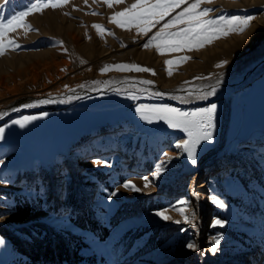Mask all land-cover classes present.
Instances as JSON below:
<instances>
[{"label":"rangeland","instance_id":"1","mask_svg":"<svg viewBox=\"0 0 264 264\" xmlns=\"http://www.w3.org/2000/svg\"><path fill=\"white\" fill-rule=\"evenodd\" d=\"M134 2L108 7L104 0H68L26 16L35 31L21 26L6 34L5 44L14 39L20 47L0 56V110L29 96L39 101L20 105L0 120V264L30 262L4 236L15 233L27 241L46 243L43 237L55 235L71 240L79 257L94 264H264V68H254L264 59V0H205L200 8L211 11L204 19L246 14L255 19L242 34L163 55L144 44L193 0L147 36L109 22ZM34 3L0 0V20L6 22ZM96 24L114 35L98 33ZM134 38H142L136 53L98 60L99 51L129 48ZM53 53L55 62H49ZM185 56L190 59L172 65L170 76L165 61ZM223 61V67H216ZM116 64L147 67L155 75L101 72ZM244 72L225 92L197 100L204 91L193 84ZM131 74L156 84L110 87L72 100L64 96ZM211 104L217 106L212 139L197 145L195 164L176 147L188 139L187 133L164 121L149 122L136 111L141 105H166L194 112ZM24 117L36 119L23 128L13 123ZM85 160L93 163L84 165ZM129 181L140 191L125 188ZM213 196L223 208L213 203ZM174 208L185 212L187 222ZM159 210H167L171 219L158 217ZM82 215L98 220L103 232L90 231ZM217 219L223 226H213ZM188 243L198 250L187 248Z\"/></svg>","mask_w":264,"mask_h":264},{"label":"snow or ice","instance_id":"2","mask_svg":"<svg viewBox=\"0 0 264 264\" xmlns=\"http://www.w3.org/2000/svg\"><path fill=\"white\" fill-rule=\"evenodd\" d=\"M68 0H36V3L32 4L27 11L21 12L6 22L0 20V56L4 55L7 50H16L20 47L14 39H8L7 44H5L6 34L10 31H15L18 27H25L29 30L35 31L30 24L24 21V18L31 14L33 11H41L44 8L61 7L63 4L67 3ZM87 2V0H85ZM124 0H104V3L108 7H112L113 3L119 4L123 3ZM205 0H193L188 7L184 8L181 12L177 13L170 20L165 22L159 31L153 34L147 42L144 44L145 48L155 46L157 52L161 55L165 52H176L179 50H193L200 49L213 43L215 40L227 37L230 34H242L250 26L251 22L255 19L254 16L246 14L244 16L232 15V16H220L214 19H204L208 16L211 11L207 8H200L201 3ZM211 2V0H207ZM186 3V0H135L129 7L125 8L123 11L114 13L110 18L109 22L114 23L117 27L125 30H131L135 27L139 33L148 35L161 21L165 20L169 14L175 9L179 8L181 4ZM93 15L96 13L93 12ZM183 24L184 28L178 31H166V29L173 28L177 25ZM97 29L98 33L103 34L104 31L102 25H93ZM109 35H114L108 31ZM190 57H181L178 60H166L165 63L169 66L168 74L172 75V65L181 64L186 62ZM83 62V61H82ZM227 61L216 64V67H223ZM111 70L117 71H135V72H151L155 75V72L147 67H141L136 64H116V65H105L101 72H108ZM203 77H196V79H202ZM143 84H152L150 80L141 81ZM187 83V82H186ZM219 80L217 81V84ZM67 87V86H66ZM217 88L215 86H210V90L204 92L198 98H207L208 96L215 95ZM157 95H161L157 93ZM189 95H192L190 92ZM131 99H136L135 95L130 97ZM43 103H50L52 101H42ZM32 105L25 104L24 107H31ZM216 104H211L210 107L201 108L194 112H182L179 109L171 108L166 105L163 106H147L141 105L136 108L137 113L141 117L149 122L153 120L164 121L170 128L180 129L187 133L188 139L184 140L182 144H177V148H182L184 152L188 154L189 159L192 163H196V148L197 145L202 141H210L212 139L211 129L214 127V115L216 111ZM36 119V117H24L23 120H16L13 123L18 124L21 128L25 127L27 123L31 120ZM3 129L0 128V139L3 138ZM159 175V171H157ZM145 187H148V178L144 177ZM125 188H130L133 191H140L135 184L126 182L123 185ZM112 195H116L115 192ZM212 201L218 204L221 208L224 207L223 202L218 200L215 196L212 197ZM186 204V202H181ZM173 210L179 211L181 216H184L185 222H187L188 217L181 208H174ZM167 210H159L155 214L163 220H170L171 217L165 215ZM179 223V221H175ZM223 226V221L217 219L214 221L213 226ZM0 243H3L0 240ZM220 240L217 238L215 244L219 245ZM187 248L198 250L194 243H188ZM211 251L215 253L217 248L212 247Z\"/></svg>","mask_w":264,"mask_h":264},{"label":"bare ground","instance_id":"3","mask_svg":"<svg viewBox=\"0 0 264 264\" xmlns=\"http://www.w3.org/2000/svg\"><path fill=\"white\" fill-rule=\"evenodd\" d=\"M72 37L74 39H76V36L75 35H72ZM140 37V36H139ZM131 39V38H130ZM146 40V39H145ZM142 41V38H138V39H135L132 40V46H129V48H120V49H117L115 51H99L98 52V60H103V59H107V58H112V57H115V56H119V55H126V54H131L130 52H134L136 53L138 48L136 47L140 42ZM144 43V42H142ZM141 46V45H140ZM144 48V47H143ZM153 50V49H152ZM150 50V51H152ZM156 50V49H155ZM136 51V52H135ZM142 52L138 51V54H141ZM144 55V54H143ZM150 55H151V52H150ZM55 56H56V53H53L51 54L50 56V59H49V62H55ZM136 56V54H135ZM194 56V55H193ZM200 56L201 58V54H198V57ZM145 58V57H144ZM154 58V57H152ZM156 59V58H155ZM204 59V58H203ZM192 60V59H191ZM149 61V60H148ZM152 61V59H151ZM159 61V60H158ZM160 62V61H159ZM150 63V62H149ZM164 63V62H163ZM157 66V65H155ZM255 66V67H254ZM252 66L254 68H260V69H263L264 68V59L263 60H260L258 61L257 63H255V65ZM161 68V67H160ZM162 72V71H161ZM246 72L242 73L241 75L240 74H237V75H231V76H228V77H223V78H215L213 80H208L206 82H203V83H197V84H193L192 86L194 87H199L200 89H203L202 91L204 92H207L210 90V86H215L217 88V91L215 93V95H218L222 92H225L228 87H230L232 84L236 83V82H239L240 80H242L245 76ZM112 80L110 82H107L105 85H102V86H99V85H94V86H89V87H84V88H78V89H74V90H70L67 95H64V96H68V100H72V99H77V98H81L83 96H88L89 93H94V92H97L99 90H104V89H109L111 87H117L119 89H132V88H143V87H146L148 88L150 85L151 86H154V83L152 84H143L141 83V81H144V80H148L144 77V79H140L139 77H137V75L135 74H131V75H125V76H122V78L120 79H117L115 81H113V78H111ZM115 79V78H114ZM150 79V78H149ZM219 80V83L217 84V81ZM152 82H155L153 80H150ZM156 84V82H155ZM160 88V87H159ZM163 88V86H162ZM190 88V87H189ZM106 91V90H105ZM112 91V90H111ZM197 91V90H196ZM103 92V91H102ZM199 92V91H198ZM204 92H200V93H204ZM165 93V91H164ZM175 94V93H173ZM200 94V96L202 95ZM215 95H212V96H215ZM181 96V95H180ZM184 96V95H183ZM199 96V97H200ZM47 98V97H45ZM84 98V97H83ZM207 98H210V97H207ZM207 98H197V100H205ZM188 99V97H187ZM171 100V99H170ZM39 101V98H35L34 96H29L28 98L26 99H20V100H17V101H13L11 103L8 104V107H6L5 109L3 110H0V120L1 119H4L8 116H10L11 114L17 112V110L19 109L20 105H25L27 103H32V102H38ZM71 102V101H70ZM194 102V101H193ZM181 105V104H180ZM93 163V161H90V160H85L84 165H91ZM154 191V190H153Z\"/></svg>","mask_w":264,"mask_h":264},{"label":"trees","instance_id":"4","mask_svg":"<svg viewBox=\"0 0 264 264\" xmlns=\"http://www.w3.org/2000/svg\"><path fill=\"white\" fill-rule=\"evenodd\" d=\"M80 212L83 211L80 209ZM82 217L90 231L103 232L104 228L98 223V220L91 219L89 215H82ZM15 234L4 236L12 242L18 252L30 260L28 264H94V262L79 257L78 246H73L71 240H64L55 235V239H52V236L43 237L47 239V242L44 243L34 238L29 241L21 240Z\"/></svg>","mask_w":264,"mask_h":264}]
</instances>
